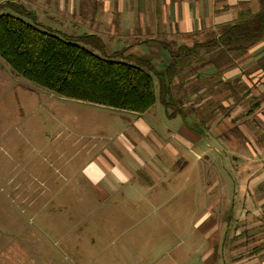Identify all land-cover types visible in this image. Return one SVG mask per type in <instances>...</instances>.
<instances>
[{
  "label": "rangeland",
  "instance_id": "1",
  "mask_svg": "<svg viewBox=\"0 0 264 264\" xmlns=\"http://www.w3.org/2000/svg\"><path fill=\"white\" fill-rule=\"evenodd\" d=\"M3 13L19 14L10 6L0 8ZM213 54L202 47L184 61L190 63L171 89V109L160 102L152 74L156 102L147 121L151 131L138 130L143 141L132 129L137 115L60 97L19 77L0 59V264L237 263L242 242H226L227 219L237 231V208L245 197L226 169L237 166L245 138L229 129L242 146L228 145L226 156V113L230 117L238 107L237 122L255 135L250 117L260 106L248 111L255 99L264 102V94L254 96L247 87L246 100L231 98L224 108L222 67L234 62L214 56L209 63L216 68L207 69L212 77L197 73ZM256 63L244 72H254ZM204 76L214 89L192 97L190 80L200 77L196 88L203 87ZM164 110L171 115L165 118ZM180 111L188 124L198 121L190 126L203 132L198 144L179 138L180 128L188 131ZM212 114L214 121L204 127ZM120 168L133 173L124 181L126 190L101 200Z\"/></svg>",
  "mask_w": 264,
  "mask_h": 264
},
{
  "label": "crops",
  "instance_id": "2",
  "mask_svg": "<svg viewBox=\"0 0 264 264\" xmlns=\"http://www.w3.org/2000/svg\"><path fill=\"white\" fill-rule=\"evenodd\" d=\"M16 1H29V3L20 5L16 4ZM12 5L19 6L23 15L30 17V23L57 36L81 38L79 43L93 49L96 54L127 59L141 66L150 65L152 74L159 82H163L166 98L172 99L171 89L178 85L183 72L182 66L190 63L184 61L193 58L181 57L179 47L199 46L198 49H201L203 44L210 42L214 36L217 37L219 31L233 23L241 14L258 13L264 6V0H0V8ZM16 15L21 16L20 10ZM89 36H93L101 43L102 50L96 46L92 47L91 42L84 41L82 38ZM263 46L264 41L256 43L241 56L242 59L234 60L231 68L226 70V65L222 67L224 72L220 78L221 82L239 75L252 95L264 94L263 73L257 68L252 73L244 72L250 64H255L264 52L252 58L251 62L248 61V56L260 49L264 51ZM173 60H177L178 67L175 68L173 76L169 77L170 71L167 73L166 69ZM241 60L242 63H240ZM214 65L207 63L206 66H201L197 73L212 77V74L208 75L207 69ZM147 66L143 68L147 69ZM209 71L213 73L212 69ZM204 77L208 81L205 80L203 87L196 88L200 83V77L190 80L192 97H201L207 91L214 89V85L208 83L210 77ZM161 89L159 83V94H161ZM211 95L213 98L216 96H213V93ZM228 95V90H221L224 108L229 106V102L232 103L227 98ZM166 112L164 110L165 118L167 114L171 115ZM238 112L237 107L230 117L226 116V156L230 151L227 149L228 145L233 144L238 149L242 146L240 139L231 137L228 133V130L234 126H237L239 134L245 138L244 150H239L237 166L235 165L231 170L227 168L226 174L229 178L237 179V186L245 197V204H238V230L236 231V228L231 226L232 222H228L227 229L229 231V228H234L233 236H239L238 240L242 242L238 261L233 262L234 264H264V102L250 117V121L257 130L255 135H250L248 128L241 121L232 124L231 119ZM135 115H137L133 121L135 127L132 129L141 135L140 141H143V135L151 131L147 123L150 119L149 110L144 114ZM212 115L207 119L204 127H208L214 121L216 115ZM122 117L124 121H129L128 118ZM175 117L174 114L170 120ZM184 121L188 131L180 128L179 131L184 137L179 138L189 144H198L202 137L193 130L194 127L190 128L198 121L192 122L191 125L185 119ZM220 127L222 129L224 125ZM194 129L199 130V127ZM138 130L144 134L142 135ZM217 143H220V140ZM140 160L138 159V163ZM141 161L139 167L143 165V160ZM227 165L230 167L229 161H226ZM120 170L123 175L118 176L117 180L113 175L115 182L103 190L106 192L99 197L101 200L110 197L112 193L108 192L122 193L126 190L127 185L124 181L131 178L133 173L122 168ZM243 241H248L244 246V248L248 247L246 250L243 249ZM251 247L255 249L253 254L250 253Z\"/></svg>",
  "mask_w": 264,
  "mask_h": 264
},
{
  "label": "trees",
  "instance_id": "3",
  "mask_svg": "<svg viewBox=\"0 0 264 264\" xmlns=\"http://www.w3.org/2000/svg\"><path fill=\"white\" fill-rule=\"evenodd\" d=\"M11 7L15 11L20 10L23 15L19 6ZM82 38L91 42L92 47L102 50L101 43L93 36ZM81 40L57 36L23 20L21 16L7 13L0 15V59L19 77L60 97L113 110L140 115L153 107L156 96L150 65H143L147 66L145 69L129 61H115L114 56H101L93 52V49L81 45ZM260 41H264V6L256 14H241L233 23L219 31L217 37L214 36L210 42L203 44L208 53L213 51L214 54L209 56L208 61H203L201 66L212 61L214 56L225 55L229 57V61H234V58L244 55ZM198 47L181 46L178 49L179 55L196 57ZM177 64V60H173L167 67L169 77L175 73ZM256 68L264 75V55L257 60ZM159 83L162 88L159 100L164 107L170 108L171 99L165 96L163 82ZM224 86L229 91V99L246 100L249 95L240 76L226 79ZM244 89L245 94L239 96L238 93ZM259 106L260 100L255 99L248 113ZM178 115L182 120L186 119L182 111ZM237 121L238 117L232 119L233 123ZM193 130L203 138L202 131ZM235 130H238L236 126L231 132ZM209 146L205 148L208 149ZM229 221L228 218L227 222ZM226 231L227 243L238 240L239 236H233V228ZM254 252L255 249L251 247L250 253ZM231 262L234 259L231 258L229 263Z\"/></svg>",
  "mask_w": 264,
  "mask_h": 264
}]
</instances>
